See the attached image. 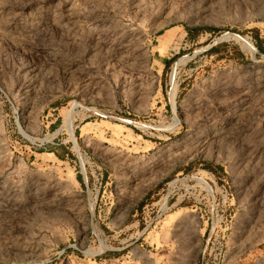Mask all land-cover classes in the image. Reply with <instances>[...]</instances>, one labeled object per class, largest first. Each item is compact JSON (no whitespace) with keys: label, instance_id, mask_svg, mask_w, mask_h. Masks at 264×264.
<instances>
[{"label":"rangeland","instance_id":"374dc122","mask_svg":"<svg viewBox=\"0 0 264 264\" xmlns=\"http://www.w3.org/2000/svg\"><path fill=\"white\" fill-rule=\"evenodd\" d=\"M0 264H264V0H0Z\"/></svg>","mask_w":264,"mask_h":264},{"label":"bare ground","instance_id":"6f19581e","mask_svg":"<svg viewBox=\"0 0 264 264\" xmlns=\"http://www.w3.org/2000/svg\"><path fill=\"white\" fill-rule=\"evenodd\" d=\"M233 37H234V36H233ZM235 39H237V37H235ZM240 41H241V40H240ZM241 42H242V41H241ZM250 50H251V49H250ZM170 95H171V96H170V97H171V98H170V100H171L170 102H171V106L173 107V105H174V104H173V102H174V96H175V89H172ZM66 127H67V126H66ZM67 129H68V128H67ZM68 130H69V129H68ZM69 132H70V135H71V139H73V138H72V131H71V129H70Z\"/></svg>","mask_w":264,"mask_h":264},{"label":"trees","instance_id":"16d2710c","mask_svg":"<svg viewBox=\"0 0 264 264\" xmlns=\"http://www.w3.org/2000/svg\"><path fill=\"white\" fill-rule=\"evenodd\" d=\"M200 29H192V30H189V29H186L187 32H198Z\"/></svg>","mask_w":264,"mask_h":264}]
</instances>
